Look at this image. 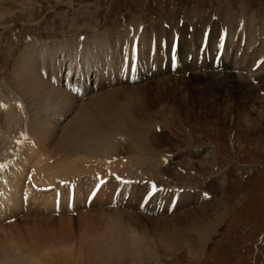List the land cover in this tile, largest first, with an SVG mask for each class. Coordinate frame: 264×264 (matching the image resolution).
Here are the masks:
<instances>
[{"label": "rangeland", "instance_id": "obj_1", "mask_svg": "<svg viewBox=\"0 0 264 264\" xmlns=\"http://www.w3.org/2000/svg\"><path fill=\"white\" fill-rule=\"evenodd\" d=\"M223 8H228L229 19L227 21L229 22L228 26L231 27V34L228 36L226 44H219L218 46V49L223 51L221 55V65L223 66L224 73L221 71L220 73H216L215 71V73H213L212 66L207 60L203 61L201 65L198 64L201 63V61H198L197 56H199V59L206 57L205 55V57L200 56L199 49L202 44L203 33L207 27L210 29L209 32H211L209 37L210 53L215 51L214 46L216 43L214 42V38H212V32L216 29V35L219 32L221 33L222 27L220 28L216 21L217 17H219L218 13ZM177 13L181 15L180 17H182L185 22L183 28L185 32H182V35H180L179 44L181 59L183 63H185V58H188L189 55L188 53H197L194 61L192 60V62H194L192 65L190 64L191 62H187V65H180L175 73H172L170 72L169 66L163 69L164 59L163 55L159 52L158 55L162 56L161 61L158 62L159 64L154 70L160 72L154 71L152 73V71H143L141 81L134 84H126V82L110 83V81H108V83L101 88L97 87V91L92 89L94 87L93 85H96L94 82L91 84L90 88L88 87L89 91L85 97H78L79 100L77 99L74 101L75 108L64 115L63 118L60 117L58 120L57 116L54 120L52 116L48 115V111H46V113L44 112L42 115L54 131L56 129V133H54L53 137L55 138L53 141H55L56 144L52 145L54 147L62 141L60 136L63 135L65 128L76 119L77 112L82 109L81 104L93 98L94 95L98 96V94H104L107 90L114 89L119 92L124 89H144L148 96L145 97L143 94L141 95V105L139 103L137 105V118L129 114L128 116L130 118H128V124L121 126L119 130L125 135H123V137H116L115 140L117 144H119V149L121 150V154H119L120 159L126 161L132 158V160H134L132 151L131 153L126 152L132 148L133 150L135 149L134 155L138 156L139 160L146 165L145 168L147 170L144 168L146 173L138 174L133 180L137 187V194L138 188H140L139 196H141L147 190V184H149L150 187V182L154 180L160 183L156 186V194L161 192L159 195L162 196V198L159 199V195L155 196V198L152 199L153 201L151 200V205H149L147 201L151 194L148 195V191L146 192V196H148L144 199V201H146L145 207H151L148 209V213L145 208L143 211L141 210L143 209L140 205L141 200L137 201L133 206L127 207L129 200H126V197H124V199L120 201H122L121 203L124 202L125 205L114 209L110 208L108 203L102 206V204H99L100 201H97L95 205L90 207L91 209L81 208L77 210L80 211L78 212L79 215H76V211H74L76 212L75 214H66L61 211V215L41 213V215L35 216L36 221L41 219L42 222L41 247L43 245H45L44 247L47 245V247H49H42L41 250H44V252L49 251L48 253H51L54 262H57L58 254H63V250L66 249L67 246L68 250L66 249L67 251L65 250V253L74 251V261L76 264H89L88 262H90V264H264V73L259 75V77L255 76V78H257H253V80L252 77L249 78L248 73L245 74L244 70H249L253 65L254 59L257 58H254V55L251 54L252 52L250 54L248 53L250 56L246 59L249 61H247L248 66H246V64L242 66V60H239L241 69L238 70L236 69L237 66H234L237 56L236 47L234 46L235 43L240 44L242 49L239 51V54L242 56L243 50L248 42L245 33L238 36L239 42L238 39H235L241 30H247L253 36L256 34L260 38V42H263L264 45V0H0V104L5 105L7 103L9 105L8 107L7 104L6 106L0 107V136H2L0 137V144L3 143L1 140L4 138L7 130L10 133H7V136L9 135L8 141L10 144L4 151L15 142L22 139L20 146L16 147V144L12 145V152L10 151L9 155L7 154L9 158L8 161L11 159L15 161L20 158L19 153H23L22 149L27 146L26 144H28L29 141L34 142L39 140L38 142H40L41 140L42 133L36 132L34 128L33 122H35L36 115L34 112L29 111L27 105L30 98L23 88L28 97L27 100L20 84L15 80V69L18 66H24V60L28 59V52L39 50L41 47L54 48L48 51L49 66H51L53 62L58 66V61L66 57L67 63L64 67H68L70 64L76 67L78 64H83V60L81 61L80 57L78 60H71L68 54L58 53L55 48L65 44V42L68 44L72 41L74 42L81 39V41H84L87 39L88 43H95V47L98 46L95 48V52L97 50L100 51L99 43L107 40L109 36L114 37V33L119 32L124 35L121 32H127L126 30L135 23H142L144 25L143 27L147 30L156 28V26L159 28L161 24L163 25L164 22L168 20V17ZM210 16H212V23L208 20ZM200 18L204 19V21L200 20L199 22ZM213 22L216 24L215 29L213 26H210L213 25ZM230 22L232 23L230 24ZM190 26L193 27L191 40L188 39V37H190L188 34ZM164 28L170 30L168 26L164 25ZM197 30L202 34H195ZM152 31L153 29L151 32ZM173 34L174 33H169L168 35L170 36V44ZM140 35L139 33L138 37H140ZM132 37L133 36H130L129 40H132ZM184 42H186V50L182 51L181 47L183 46L182 44H185ZM260 42H258L257 46H259ZM229 44H231V46H229ZM194 45L196 46L195 49L193 48ZM148 46L149 43H146L144 49H149L150 47ZM142 47L143 44H141L137 38L136 51L141 53ZM252 48L253 47H251L250 51H253ZM114 51H116L120 57L123 54L126 57L128 53L124 44H118L117 41H115ZM137 52L135 53L134 50L131 51V58L134 53L137 55ZM56 53H58L57 58L55 59L54 56V59H50ZM155 55L156 53H153V55L149 56L148 60L143 59L142 62L144 64L152 63ZM37 61L39 60L37 59ZM259 68L253 71V73L258 74ZM36 69H38L41 78L43 80L45 79L44 81L47 80L46 75L51 76L47 69L44 70L41 67V62L40 66H36ZM241 71L243 75L248 77V80L251 81V87L254 88L253 90L255 92L253 94L250 93L251 101L249 105H246V109L244 106L241 107L238 104V102L241 103V101L237 98V95L234 94V89H231L235 88L236 85L238 87L241 80L242 83L245 81V79L243 80L239 75ZM147 73H151V75L148 76ZM228 73H231L229 74L230 76L228 75L229 78L225 76V74ZM65 74L66 72H62L61 74V80L63 78V82L66 78ZM213 74L221 75H219V78L217 77L218 80L216 81L213 78ZM194 76H196V78ZM224 79L228 82H223L224 84L221 85L220 82ZM169 80L172 81L168 83L170 90H163L164 94L161 95L159 90L156 89L155 93V86H159L158 83H165ZM50 83H52L50 85L53 86V88H56L53 85V81H50ZM228 83L229 88L224 91L222 87L228 86ZM59 88L70 93L69 90L62 86H59ZM201 89H204V91ZM201 91L203 93L205 92L204 94L206 95L205 99L202 98L203 101L200 98ZM139 92L141 93L142 91H137L138 94ZM224 94L226 97H224ZM69 95L73 96L72 93ZM198 101L203 102L201 108L196 104ZM210 102L213 105H211V107H205L204 103ZM221 103H223V105L225 104V113L228 118L221 119L217 116V113L222 110V108L219 107ZM25 104L27 105L26 109ZM20 105L24 108H21ZM15 106L20 108L16 109ZM91 106L92 104L84 108ZM250 106L254 107L252 108ZM250 108L252 109L251 112H249ZM9 109L14 112V118H11V120H9L8 115ZM52 109H57L56 112L58 113L61 112L60 110L63 111L59 106H55L49 109V112H51ZM256 110L258 114L255 115ZM248 114L250 116L252 115V117H249ZM29 117H34V119H29ZM30 122L33 125L32 127ZM149 132H151L152 135ZM37 135L38 137H36ZM31 137L34 139L32 140ZM120 137L122 140H119ZM38 144L41 149L40 143ZM165 150L170 153L164 152ZM205 151H213L212 158H205ZM214 159H216L217 163ZM4 163L1 164L3 165V169L7 168L6 163ZM211 163L215 167H213ZM157 164H161V166H159L160 168ZM94 165L97 166L98 164L94 163ZM120 168H122V166ZM104 174L108 176V173L104 172ZM121 174L123 176L127 175V173ZM41 175L43 176L42 186L46 187L53 185V183L50 182L51 176L48 171L41 172ZM88 176L91 177L92 175L79 174L80 180L84 177L86 181L88 180ZM63 178L70 179L65 183L66 186H71V178L68 173L63 172H60L54 177L55 181L59 180L57 186L64 184ZM107 179H110V185L119 180L109 177ZM98 180L99 179H95V182ZM142 180H148L149 183L144 184ZM105 182L106 179L104 183ZM94 184L95 183H92L89 186L93 185L94 187ZM163 184L167 185L162 186ZM32 189L34 192H43L42 188ZM98 189L99 187L97 190ZM141 189H143V191ZM88 190L90 191V189ZM97 190H95L93 194H98L100 192H96ZM46 194L54 200V195L56 193ZM97 194H94V197L91 196V198L93 197L92 199L94 200ZM197 194L200 198L205 197V194H207L208 197L206 196L198 202L199 199L196 197ZM168 195L175 197L174 202H176L172 207V211H170L171 205L165 206L166 208L163 207V209L160 207L158 208L157 205L161 201H168ZM180 198L184 201L181 206L178 204L179 201L181 202ZM154 199L157 202H155ZM218 203H223V206L225 205V207H222L225 214L222 215L218 223H211L213 225V232L206 243L203 244L202 249L197 250V252L196 250L189 249L185 242L176 240V238H174L175 236H172L173 228L166 229V226H164L161 227L160 231V226H162L160 223L165 222L163 225H166L167 222V226L171 223L172 225L169 226L188 223V217H182L186 212H192L193 209L197 211L208 206L214 207V204ZM99 205H101V207ZM154 207L160 212L157 213ZM83 210L88 211L87 215ZM110 211L135 214L131 216L134 217L138 215L137 218L141 214L139 220H131L132 225L130 223L129 227L131 228L129 229L132 233L136 232V237H139L137 238L139 243L143 241L141 242L142 245L134 246L131 252H128L129 254L127 253L122 256V258L121 256H119L120 258L112 257L111 260V257L107 256L108 259L103 257L100 258V261H97L99 258L94 260L89 256L88 252L84 253L85 256L78 258L77 255L80 251L78 249L83 247L80 240L86 238L87 228L95 227L96 234L101 233L99 231L104 230L103 227L105 223L111 222ZM200 212L201 211H199V213ZM203 214L205 215L206 213L203 212ZM103 215L105 216L103 217ZM126 216L128 217L130 215ZM21 217H23V214L15 217L13 223H9L21 229L24 225ZM176 217L178 218L174 219ZM102 219H104V222H100ZM177 220H179V222H177ZM120 229L121 228H118V230ZM170 229L172 230L170 231ZM95 232L93 231L91 233V240L96 243L102 242L104 234L93 236ZM165 232L169 235H166ZM157 238L158 240H156ZM73 241H75V244ZM48 243L51 244V246H49ZM64 243L68 245L66 244L65 246ZM52 244L55 248L54 250L57 248L56 251H52L54 252L53 254L51 252L53 249ZM51 247L52 249L50 250ZM46 249H48V251ZM89 258L90 260H88ZM57 264H60L59 261Z\"/></svg>", "mask_w": 264, "mask_h": 264}, {"label": "bare ground", "instance_id": "obj_2", "mask_svg": "<svg viewBox=\"0 0 264 264\" xmlns=\"http://www.w3.org/2000/svg\"><path fill=\"white\" fill-rule=\"evenodd\" d=\"M218 14H219V17H217L216 22L219 24L220 28L222 27L225 30L226 34L229 36L231 34V27L228 26L229 22L227 21L229 19L228 8L221 9ZM180 16L181 15H179V13H177L175 15L173 14L172 16L168 17V20L166 22H164L163 25L161 24V26L159 28H158V26H156V28H150L149 30H147L145 27H143L144 25L142 23H141L142 25L140 23H135L126 30L127 32H125V31L121 32L124 35L117 32V33H114V37L109 36L107 40L99 43L100 51L97 50L95 52V48H97L98 46L95 47V45H96L95 43H93V44L88 43L87 39L84 41H81L82 39L76 40L74 42L72 41L71 43H68V44L65 42V44H67V45L63 44V45H60L57 48H55V49H57L58 53L68 54V56L71 60H74V59L78 60L80 57L81 61L83 60L82 61L83 64L82 65L78 64V66H76V67H73L72 64H70V66H68V67H66V66L64 67V65L67 63L66 57L63 60L58 61L59 62L58 66H56V63H54V62L51 63V66H49V64H48V56H49L48 51L50 49H54V48H46V47L42 48L41 47L39 50H33V51L28 52L29 53L27 55L28 59L24 60V63H23L24 66L20 65L21 67L18 66L15 69V75H16L15 80H16V82L18 84H20V87L22 88V90H23V88L26 90V92L30 98L28 100V97L25 93V90H23V92H24V94L28 100L27 105H28L29 111L34 112L36 115L35 122H33L35 131L39 132L40 134L42 133V134H41L40 142H38L39 140L34 141V142L29 141L28 144H26L27 146L22 149L23 153H19L20 158H18V160H15V161H14V159H13V161H12V159L10 161H8L9 158H8L7 154L9 155L10 151L12 150L11 149L12 145L16 144L17 145L16 147H19L21 142H22V139L15 142L14 144H12L8 149L5 150L6 152L4 151V149L7 148L8 145L10 144L8 141L9 135L7 136V133L10 134L8 132V130H7V133H5L4 138L1 140V142H3V143L0 144V165L5 162L7 165V168L3 169L2 168L3 165L0 166V173L3 171L0 175V264H44V263L57 264L58 261L60 264H62V263H64V264H68V263L76 264V262L74 261V258H75L74 253L75 252L73 251V252H68V253L66 252L65 253V250L68 248L66 246L67 243L66 244L64 243L66 246V249L63 250L64 251L63 254L62 253L58 254L60 257L57 256V262H54V260H52V255H51V253H48L49 252L48 249H46L48 252H44V250L43 251L41 250V248L45 246L42 244L43 246L41 247V226H42L41 223L42 222H41V219L38 221L35 220V216L41 215V213H43V214L54 213V204H55V195L56 194L54 195V200H53L46 193H57L56 191L52 190V188H56L58 190H61V188H62L61 186L66 185V183H64V185L57 186V182H59V180L58 181L54 180V177L57 176L60 172L68 173L69 177L71 178L72 182L70 181V185H71L70 187L74 188V192H75V196H76V198H75V210L74 211H77L81 208L91 209L90 207L95 205L97 203V201L98 202L100 201L99 204H102V206L105 203H108V205H109L110 199L117 189L119 190V192L123 191V193H125L126 196H129V198H128L129 204L127 205V207L133 206L135 203H137V201H140V200H141V202H140V205H141L143 198L145 199V197H146V193H145V195H143L141 193L142 194L141 195L142 199H141V196H139L140 188H138V194H137V190H136L137 187L135 186L133 180L135 179V177L138 174L146 173L145 172L147 170L145 168L146 165L144 162L139 160L138 156L134 155L135 149L133 150L132 148H131V150L126 151V152L131 153V151H132V154L134 156V160H132V158L129 160H126V161L124 159H120L119 154H121L120 153L121 150L119 149V144H117L115 139H116V137H119V136L123 137V135H125V134H122L121 131H119V130H120L121 126H125L128 124V118H130L128 116L129 114H132L131 115L132 117L137 118V111H138L137 105H138V103L140 104L142 101L141 95L143 94L145 97L148 96L147 92L144 91V89H138V88L124 89V90H120V92L116 91L114 89V90H107V92H105L104 94H102V93L98 94V96L94 95L93 98H91L90 100L81 104L82 109L77 112L76 119H74V121H72L70 123V125L65 128V130L63 131L64 132L63 135L60 136V139L62 141L54 147L52 145L56 144V142L53 141L55 139L53 137H54V133H56L55 132L56 129L54 131V129L51 127L50 124L47 123V120L44 119V116H42V115L44 114V112L46 113V111H48V115L52 116V118L54 120H55V117H57V116H58L57 119L59 120L60 117L63 118L64 115L68 114L69 112H71L75 108L74 101L77 100L79 96H74L73 94H72L73 96H71V95H69L70 93L68 91L62 90L59 88V84L61 82H63V78L61 80L62 72H64V73L66 72V74H65L66 78H71L77 72L76 84H78V85L80 84V82L82 85H84L85 80H86L85 78L87 76L88 77H90V76L95 77V79H96L95 84L99 88H101L103 85H106V83H108V81H110V83H116V82L125 83L124 80H125L126 73L124 71L126 70V68H129V66L125 68V62H119V58H121V57L119 56V54L116 51H114L115 41H117L118 44H124L125 49L128 50V53L125 57L126 59H128V61L131 60V56H130L131 54L130 53L132 51V48L134 49L135 53L137 52L136 51V40H137V38H138L139 42L141 44H143L142 52L141 53L137 52V55L135 53L133 55L135 57L138 56L139 60H140V55L145 60L149 59V56H151L152 54L149 55L150 51H149V49L145 50L144 45L146 43H149L148 47H150V45H151V47L154 49V50L153 49H151V50H153V52L155 51L156 55H155V58H153L152 63L143 64V71H146V70L149 72L152 71V73L155 71L154 69L159 64L158 62L161 61V57H162V56L158 55L159 52L161 55H163V59H168V56H169V60L163 63V69L166 67V64H167V67L168 66L170 67L171 62L174 58V54L170 58V49H171L172 45L169 42L170 36H168V35H169V33H176V32H177V34L182 35V32H185V30L183 29L184 26L180 25L181 22L182 23L184 22L183 18ZM211 18H212V16H210L208 18L210 23H212ZM200 20L204 21V19H202V18L199 19V22H200ZM231 23L232 22H230V24ZM164 25L168 26L170 28V30H167L166 28H164ZM239 25H242V24H239ZM210 26L211 27L213 26V28L215 29L216 28L215 22H213V25H210ZM152 29H153V31L151 32ZM216 31L217 30L215 29L214 32H212V38H214L215 43L217 42L215 38L217 37V35L218 36L220 35V32L216 35ZM247 32H248L247 30L246 31L241 30L239 33L237 32L238 33L237 37L240 35H243L245 33L246 38L248 39V42H247V45L245 46V48L243 50L242 56L239 54V51L242 49L240 47V44L235 43L234 46L236 47L235 49H236V55L237 56H236V59L234 62V66H237L236 69H238V70L241 69V65H240L239 60H242V66L244 64H246V66H248L247 65L248 60H246V59H248L250 56V55H248V53L250 54L252 52L251 54L254 55V58H256V57L257 58L254 59L252 67L251 68L249 67L250 68L249 70L248 69L244 70V72H245V74L248 73L249 78L252 77V80H253V78L256 79L257 77H259V75L264 73V45H263V42L262 43L260 42V38L256 34H254V36H253L249 32L248 33ZM139 33L141 34L140 37H138ZM214 33H215V35H214ZM195 34L200 35L202 33L197 30L195 32ZM130 36H133L132 40H129ZM163 40H164V43H163L164 45L162 46L161 42ZM106 41H108V42H106ZM243 41H245V40H243ZM238 42H239V39H238ZM258 42H260L259 46H257ZM184 43L185 44H182L184 46V48H183V46L181 47L182 51L186 50V47H185L186 42H184ZM229 46H231V44H229ZM251 47H253L252 48L253 51H250ZM32 53L34 54V56ZM58 53H56L54 55L52 54L53 56L50 59H54V56L56 59ZM97 53H100L101 56H100V54H97ZM188 54L191 55L190 53H188ZM226 55H227V52H226ZM224 56H225V51H224ZM259 58L262 59L261 62H263V63L261 65V67L259 68L260 70H259L258 74H254L253 73V71H254L253 66L255 65V60H257ZM37 59L39 61H37ZM40 62H41V67L44 70L47 69L48 73H50L51 75L53 74L52 80H50V78H48L46 80L49 83L44 81L45 79L43 80L41 78L38 69H36V66H40ZM193 63L194 62H191L190 64L192 65ZM184 65H187V57L185 58L184 64L182 61L181 66H184ZM136 67H138V65H136ZM155 72H160V71L156 70ZM213 73H215V72L213 71ZM229 74H231V73L225 74V76L227 78H229L228 77ZM147 75L149 76V75H151V73H147ZM219 75H221V74H213V78L217 81L218 80L217 77L219 78ZM239 75L242 77L243 80L245 79L244 82H246L248 80V77L244 76L242 71L240 72ZM46 76H48V75H46ZM255 76H257V77L255 78ZM194 77L196 78V76H194ZM221 77H223V76H221ZM226 79L221 81L220 84L223 85L224 84L223 82L227 83L228 81ZM50 81H53V85L56 88H53V86L50 85V84H52V83H50ZM125 81L127 84L129 80L127 79ZM169 82L171 83L172 81L169 80L168 82H165V83L164 82L160 83V84L158 83L159 86H155V93H156V89L159 90V93L161 95L164 94L163 90H170L169 85H168ZM244 82L242 83V80H241V83L239 82V86L237 87V85H236V87L238 89L236 87L231 88V89L232 90L234 89V94L237 95V98L241 101V103L238 102V104L241 107L244 106L246 109V105H249L250 101H251L250 93L253 94L255 92L253 90L254 88L251 87L252 86L250 84L251 81L248 80L246 83H244ZM258 85H259V83H258ZM202 86H204V85H202ZM222 88L224 91L228 90L229 83H228V86L222 87ZM92 89L94 90V87ZM84 90H85V95H86L88 93L89 89H88V87H84ZM140 90L142 92L141 93L139 92V94H138L137 91H140ZM201 90L204 91V89H201ZM173 91H174V89H173ZM202 91H201L200 98L203 101V99H205L206 95L204 94L205 92L203 93ZM243 93H245V94H243ZM145 97H144V99H145ZM224 97H226L225 94H224ZM233 99H234V97H233ZM6 104L5 105L0 104V107L6 106ZM90 104H92L91 107L84 108L85 106L90 105ZM196 104H198V107L201 108L203 102L198 101V103H196ZM10 105H11V103H10ZM27 105L25 106V109L27 108ZM204 105H205V107H207V106L211 107V105H213V104L210 102V103H204ZM219 105H220L219 107H221L222 110L219 111L220 113L219 112L217 113L218 114L217 116H219V118H221V119L228 118L227 114L225 113V108H224L225 104L223 105V103H221ZM8 106L9 105L7 104V107ZM55 106H59L61 109H63V111L60 110L61 112L58 113V112H56L57 109H55V110L52 109L51 112H49V109H51ZM20 107H21V105H20ZM250 107L253 108L254 106H250ZM21 108H24V107H21ZM251 110L252 109L250 108L249 112H251ZM257 110H256L255 115L258 114ZM20 111H22V110H20ZM258 111H260V110H258ZM8 115H9V120H11V118H14V112L11 109H9ZM248 116L252 117V115L250 116L249 114H248ZM30 118L31 117H29V119ZM31 119H34V117ZM30 124H31V122H30ZM32 126L33 125L31 124V127ZM15 130H16V128H15ZM3 131H4V129H3ZM151 132H149V133L151 134ZM11 134H12V132H11ZM38 135L36 137H38ZM0 137H2V136H0ZM121 137L119 140H122ZM31 139L33 140L34 138L31 137ZM56 139H58V138H56ZM38 143H40L41 149L39 148ZM146 143H148V142H146ZM157 145H159V144H157ZM122 149H124V148H122ZM13 151H16V150H13ZM164 152H169V151L165 150ZM164 152H162V153H164ZM138 153H139V149H138ZM150 156H151V154H150ZM204 156L207 159L212 158L213 151H207ZM153 160H154V158H153ZM214 160L216 161V159H214ZM149 162H150V160H149ZM94 163H97L98 165L95 166ZM205 163H207V162H205ZM216 163H217V161H216ZM153 164H154V162H153ZM155 164H156V162H155ZM121 166H122V168L123 167L124 168L123 169L120 168ZM157 166L159 167V166H161V164L160 165L157 164ZM212 166L215 167L213 164H212ZM194 167H196V166H194ZM108 169L109 170L113 169L114 171H117L120 174L121 173H123V174L127 173L126 176L128 179H126V180L125 179H119V180L115 181L116 183L113 182V184L110 185V182H111L110 179L108 180L107 174L106 175L104 174V172L108 173ZM43 171H48L50 173V176H51L50 182L53 183L52 186L44 187L41 185V183L43 182V176L41 175V172H43ZM79 174H81V175H84V174L92 175L93 177L88 176V180L85 181V178H86V176H85V178L83 177L84 179L82 178L80 180ZM76 176H78L79 178ZM132 176H134V177H132ZM63 179H60V180H63ZM95 179H99V180L97 182H95ZM105 179H106V182H108V181H110V182L105 184L103 186L102 190H100V192L98 194L94 193V194H97V196L93 200V202L91 203L90 207H87L86 201L91 196L94 197L93 192L95 190H97V188L99 187V184L104 183ZM69 180L70 179H64V182L69 181ZM76 181L79 185L76 183ZM30 182H34V184L36 185V188H40V189L42 188L43 192H39V193L34 192L32 189L33 188L32 186H28L25 189L26 183H30ZM73 182H75V183H73ZM92 183H95L93 188L91 186H89ZM88 189H90V191ZM141 190L143 191V189H141ZM96 192H98V190ZM160 193H157L156 195H159ZM164 195H165V193H164ZM205 195L208 197L207 194H205ZM51 196H53V195H51ZM159 196L160 197H158V199L162 198L161 195H159ZM196 197L199 199L198 202L205 198V197L200 198L198 194ZM173 198H175V197L174 196L171 197V195H168V201L159 202L157 204L158 208L160 207L161 209H163V207L166 208L165 206L172 205ZM28 199L30 202V206L28 204V207L25 209V207L23 205V201L28 200ZM123 199H124V197L121 198V200H123ZM180 200H181V202L179 201V203H178L179 206H181V204L184 202L181 198H180ZM154 201H155V199H154ZM121 202L122 201H120L119 204H121ZM155 202H157V201H155ZM195 202H196V199H195ZM150 203H152V202H150ZM63 205H64V208L61 209V211L66 213V214L71 213L66 208V201L63 202ZM99 206L101 207V205H99ZM106 206H107V204H106ZM146 207L148 208V206H146ZM222 207H225V205L223 206V203L222 204L218 203V204H214V207L208 206V207H205L203 209H199V210L196 209L197 211H195L193 209V211H195V212H193V211L188 212V213L186 212L187 214L185 213V215L182 216V217H186V218L188 217L187 218L188 223H185V224L180 223V224H177L176 226H174V225L169 226V225H172V223L171 224L168 223L169 225L167 226V222H166V225H163V224H165V222L160 223L162 225V226H160V231H161V227H164V226H166V229L173 228L174 230L172 232V236L174 235L175 236L174 238H176V240H178V241L185 242L189 249L196 250V252H197V250L202 249L203 244L206 243L207 239L210 237V235L213 232V225L211 223H214V222L218 223L219 219L222 217V215L225 214ZM131 209H133V208H131ZM83 211L87 215L88 211L87 210H83ZM199 211H201V212L199 213ZM203 212L206 214L204 215ZM147 213H148V209H147ZM21 214H23V217H21V219L23 220L24 225L20 229L16 225H12L9 222L11 219H13V218H15ZM126 215H130V216L127 217ZM131 215L132 214H124V213H121L118 211L111 212V214H110L111 222L105 223V226L103 227L104 230L102 229L103 231H99L101 233H98V234H96V232H95L96 231L94 229L95 227H88L86 230L87 235H85L86 238H82L80 240L83 247L81 249H78L80 251H79V254L77 255V257L80 258L82 256H85L84 253L88 252L89 256L92 257L94 260H96V258H99V259H97V261H100V258L105 257V259H106L107 256L111 257L110 259L112 260V257L118 258L119 256H121V258H122V256L126 255L128 252L130 253L131 249H133L134 246L136 247L137 245L138 246L142 245L141 242H143V241H141L139 243V241L137 239L139 237H136V235H137V234H135L136 232L132 233L129 229V228H131V227H129L130 223L132 225L131 220H135V221L139 220L140 219L139 217L141 216V214L138 218H137L138 215L134 216V217H132V216L135 214H133L132 216ZM104 216L105 215H103V217ZM143 216H144V214H143ZM86 218H87V216H86ZM177 218L178 217H176L174 219H177ZM65 220H68V219H65ZM103 220L104 219H102V221H100V222H104ZM177 222H179V220H177ZM81 224H82V222H81ZM87 225L89 226L88 223H87ZM92 226H93V224H92ZM69 227H71V226H69ZM118 228H121V229L118 230ZM60 229H61V227H60ZM171 230L172 229H170V231ZM93 231L95 232L93 236L104 234L102 242L96 243L95 241L91 240V233ZM163 232H164V230H163ZM162 234H164V233H162ZM165 234H166V232H165ZM77 235H79V234H77ZM81 236H79V237H81ZM158 236H160V235H158ZM71 239H72V237H71ZM61 240H62V238H61ZM156 240H158V238ZM53 241H54V239H53ZM73 242L75 244V241H73ZM51 243H53V242H51ZM176 243H177V241H176ZM49 246H51V244H49ZM46 247H44V248H46ZM52 247H53V244H52ZM52 247L50 248V250L52 249ZM47 248H49V247H47ZM94 248H96L97 250ZM54 249L55 248L53 247L51 252ZM56 250H57V248H56ZM56 250H54V251H56ZM193 252H195V251H193ZM53 253L54 252H52V254ZM86 260H87V257H86ZM88 260H90V258ZM73 262H75V263H73ZM86 262H88V261H86ZM107 262H108V260H107ZM109 262H110V260H109ZM88 263L90 264V262H88ZM95 264H97V263H95ZM98 264H101V263H98Z\"/></svg>", "mask_w": 264, "mask_h": 264}]
</instances>
